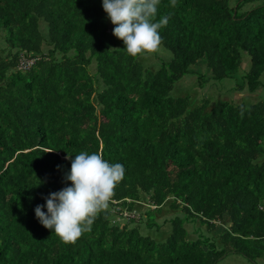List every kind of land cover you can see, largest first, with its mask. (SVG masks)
<instances>
[{
    "label": "trees",
    "instance_id": "1",
    "mask_svg": "<svg viewBox=\"0 0 264 264\" xmlns=\"http://www.w3.org/2000/svg\"><path fill=\"white\" fill-rule=\"evenodd\" d=\"M163 17L153 66L127 54L103 0H0V264L264 258V0H160ZM226 80L228 96L194 93ZM82 151L124 179L65 245L35 208L71 186ZM143 203L146 230L131 228ZM194 223L219 232L194 238Z\"/></svg>",
    "mask_w": 264,
    "mask_h": 264
},
{
    "label": "clouds",
    "instance_id": "2",
    "mask_svg": "<svg viewBox=\"0 0 264 264\" xmlns=\"http://www.w3.org/2000/svg\"><path fill=\"white\" fill-rule=\"evenodd\" d=\"M173 6L175 0H172ZM160 0H103V9L132 58L156 53L162 43L159 29L169 17L153 22ZM66 179L71 186L50 193L46 205H37L35 216L65 245H74L90 231L94 220L109 208L114 190L124 179L123 165L110 164L99 153L80 152L71 161ZM46 206L47 213L42 208Z\"/></svg>",
    "mask_w": 264,
    "mask_h": 264
},
{
    "label": "rangeland",
    "instance_id": "3",
    "mask_svg": "<svg viewBox=\"0 0 264 264\" xmlns=\"http://www.w3.org/2000/svg\"><path fill=\"white\" fill-rule=\"evenodd\" d=\"M152 56V57H151ZM146 58L148 59V62L147 64L149 65H155V61H156V64H157V60L156 58L153 56V55H146ZM25 60L22 59V63H24ZM188 85H193V83H187ZM217 85L219 84H216L214 85V88L217 89V90H224L222 92V94L220 95V91H216L215 89H212L210 91H205V90H199L197 89L196 91H194V93L196 95H199L200 97L204 96V95H208L209 97H212V98H217L218 96L220 97H223V95H230L229 93V88H230V84L227 83V80L223 82L222 85L219 86V88L217 87ZM194 87V86H193ZM189 88V87H188ZM182 89V88H180ZM225 95V96H226ZM258 95V92L255 93V94H252L251 96L255 99V98H258L257 97ZM230 97V96H229ZM148 209V205L146 203H143V205L140 207L139 209V212L138 213H130V217H134L135 218V223H133L132 226H130L131 228L132 227H135L137 226L138 224L142 225V228L144 230H146L145 228V224L143 223V220H145V217L144 215H142L146 210ZM127 214H125L126 216ZM140 222V223H139ZM188 227V230L190 232V235L194 238H197L199 232H197V229H202L201 231L206 235V236H217V233L219 232V230H215L214 232H211L207 229V227L205 226H200V224L198 223H194V224H188L187 225ZM154 230H157V229H154ZM171 231V225L170 224H166V225H163L162 228L158 231H146V233L148 234H151L153 236H157L158 234L159 235H162V237H166L168 235V233ZM220 264H254L253 262H251L250 260L246 259L245 257L241 256V255H236V254H230L228 256H226L224 258V260L220 263ZM257 264H264V258L263 259H260L257 261Z\"/></svg>",
    "mask_w": 264,
    "mask_h": 264
},
{
    "label": "built area",
    "instance_id": "4",
    "mask_svg": "<svg viewBox=\"0 0 264 264\" xmlns=\"http://www.w3.org/2000/svg\"><path fill=\"white\" fill-rule=\"evenodd\" d=\"M24 60H25L24 63H22V61H21V63H20V69H22V70H23V69H28L29 66L33 64V60L26 59V58H24Z\"/></svg>",
    "mask_w": 264,
    "mask_h": 264
},
{
    "label": "bare ground",
    "instance_id": "5",
    "mask_svg": "<svg viewBox=\"0 0 264 264\" xmlns=\"http://www.w3.org/2000/svg\"><path fill=\"white\" fill-rule=\"evenodd\" d=\"M22 61V60H21ZM21 61H20V63H21Z\"/></svg>",
    "mask_w": 264,
    "mask_h": 264
}]
</instances>
